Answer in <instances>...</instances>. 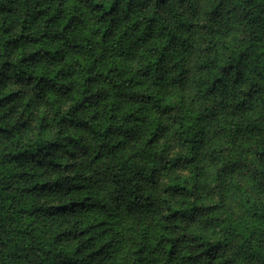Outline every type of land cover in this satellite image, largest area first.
Instances as JSON below:
<instances>
[{"label": "clouds", "instance_id": "9594fccd", "mask_svg": "<svg viewBox=\"0 0 264 264\" xmlns=\"http://www.w3.org/2000/svg\"><path fill=\"white\" fill-rule=\"evenodd\" d=\"M95 3L75 0L66 11L83 24L107 27ZM25 6L34 10V0ZM127 6L121 0L112 15L123 18ZM76 43L81 46L71 47ZM52 49L38 54L45 74L72 73L59 83L53 76L56 89L66 84L72 93L42 89L33 80L11 112V105L0 109L10 117L0 123L26 119L34 129L43 123L40 143L59 142L49 159L68 168L57 174L29 165L59 185L38 190L26 205L38 235L20 242L18 257L15 245L0 249V264H43L45 247L57 250L55 233L83 226L82 217L56 206L68 195L91 209L84 217L108 225L106 234L91 233L96 246L103 245L91 264H105L111 243L127 246L125 264L129 258L136 264H211L207 255H195L200 240L220 243L217 264H264V0H143L114 37L70 26ZM86 77L93 80L85 83ZM97 92L111 103L106 98L74 110ZM69 119L87 125L69 127ZM20 146L0 137V177L24 170L2 163L4 153ZM73 185L83 191L69 194ZM18 226L5 224L0 236ZM184 248L192 249V259L182 255Z\"/></svg>", "mask_w": 264, "mask_h": 264}, {"label": "trees", "instance_id": "16d2710c", "mask_svg": "<svg viewBox=\"0 0 264 264\" xmlns=\"http://www.w3.org/2000/svg\"><path fill=\"white\" fill-rule=\"evenodd\" d=\"M27 2L28 0H2L0 2V109L11 105L9 112L16 106L15 102L23 101L24 86L31 84L33 80H36L42 89H55L61 95L72 93L70 85L61 84L60 88L56 89V85L53 83L54 75L57 78L56 83H59L60 77H67L72 73L57 69L55 72L45 74L46 69L41 64L38 55L42 48L45 55H48L53 50L52 45L63 38L70 26H79L85 35L91 30L100 33L102 39L109 35L114 37L124 19H133L137 6L142 4L143 0H128L123 18L112 15L121 10V0H96L94 7L100 17H108L105 21L107 27L83 24L75 12L68 15L66 9L68 6L74 7L75 0H34V10L32 11H29L25 6ZM22 12L23 15H21ZM146 19L150 21L152 17ZM135 26L138 27V25ZM79 46H81L79 43L71 45L73 48ZM29 48L31 51H26ZM56 52L60 54L61 50L56 49ZM6 53L11 55L4 58ZM59 58L64 59L63 55H60ZM77 62L84 63V58L79 57ZM108 70L111 71V68L109 67ZM92 80V77H86L85 83ZM15 85L20 87H14ZM106 98L110 104V97L98 92L93 94L91 101L88 96H84L74 105V110L79 111L81 108L87 107L89 103L101 104ZM27 106L25 104V107ZM9 112L0 113V121L10 119ZM109 112L111 113V108H109ZM96 115L93 113L92 118L95 119ZM129 117H132L131 112L125 119L128 120ZM111 118L109 115L108 119ZM60 122H65V118L60 117ZM66 123L69 127L77 128L87 125V121H72L70 119ZM104 130L110 132L111 125L105 122ZM46 131L47 128L43 123L34 129L26 119H18L10 126L0 123V137L21 145L17 150L4 153L2 163L8 168L16 165L24 170L10 171L7 179L0 177V232L7 231L4 227L5 224L19 225L8 232L7 236H0V249H7L9 246L15 245L16 250L12 255L17 257L24 246L20 242L29 243L33 236L38 235L36 227L31 224L34 214L31 208L26 205L31 204L38 190H43L50 184L59 185L58 181L45 179L42 173L38 174V172L28 170L29 165L37 170L47 167L55 170L57 174L68 168L66 164L61 166L54 159H49L52 155L51 150L58 149L60 144L57 141L41 144V136ZM33 137H35V142H33ZM67 139L71 142L75 137ZM23 145H28V147H23ZM41 153L43 156L40 155ZM67 191L71 194L81 192L83 189L73 185ZM87 199V197L84 198V200ZM83 202V200H73L71 195H68L62 203L56 205L59 208L67 209L69 215L82 217L80 223L83 226L64 228L61 232L55 233L52 243L57 250L54 252L52 247H45L42 253L43 264H91V260L95 258L94 253L99 254L103 245L97 247L98 241L91 233L106 234L108 225L104 220L92 216L84 217L83 214L90 212L91 209L81 207ZM192 239H199V237L193 234ZM37 243L42 242L38 240ZM174 244L175 242H172L168 245L170 253ZM37 250L39 251V249ZM128 251L127 246L119 247L115 243L109 244L105 253V264H125L123 258ZM134 251L139 259L141 250L135 249ZM220 251L219 242L211 243L208 240H200V243L196 245L195 255L196 257L207 255L211 264H217ZM191 252L192 249L184 248L182 255L192 259ZM27 255L28 253L24 252V256ZM127 264H136V261L129 258Z\"/></svg>", "mask_w": 264, "mask_h": 264}]
</instances>
